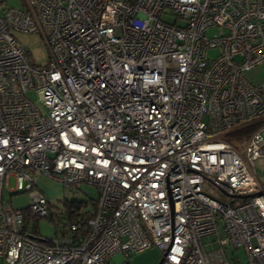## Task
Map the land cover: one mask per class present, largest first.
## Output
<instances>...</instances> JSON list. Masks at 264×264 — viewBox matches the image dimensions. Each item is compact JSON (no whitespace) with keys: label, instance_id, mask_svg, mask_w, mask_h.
<instances>
[{"label":"built area","instance_id":"2783aa9c","mask_svg":"<svg viewBox=\"0 0 264 264\" xmlns=\"http://www.w3.org/2000/svg\"><path fill=\"white\" fill-rule=\"evenodd\" d=\"M16 31L44 39L45 65L30 62ZM257 67L258 83L249 77ZM254 122L260 127L242 149L223 138ZM260 158L264 0H23L3 8L0 262L115 264L121 254L126 264L157 249L161 264H264ZM40 175L96 186L86 231L77 221L60 237L37 233L35 218L52 210L39 190L26 210L6 203L5 190L31 191ZM207 180L232 200L209 194Z\"/></svg>","mask_w":264,"mask_h":264},{"label":"rangeland","instance_id":"374dc122","mask_svg":"<svg viewBox=\"0 0 264 264\" xmlns=\"http://www.w3.org/2000/svg\"><path fill=\"white\" fill-rule=\"evenodd\" d=\"M6 6H22L21 0H0V16L3 14V8ZM211 33V31L209 32ZM213 33V32H212ZM16 39L25 47L26 54L33 64L45 65L47 63L48 53L44 39L35 33H24L20 31L14 32ZM218 51L214 50L210 52V56H215ZM263 68H255L249 77L256 83L262 79ZM28 96L38 105L39 103V94L36 90H29ZM236 129V128H234ZM224 138V136H223ZM234 143L236 147L242 149L244 143ZM256 171L259 182L264 185V158H260L256 161ZM10 188L13 189L16 186V180L14 177L10 179ZM207 192L212 196L218 198L224 203L230 202L232 199L225 195L220 189H218L211 181H206ZM35 190H39L44 193L52 205V210L57 216H65L69 213L68 204L72 202H89V205L86 206L92 208V201L98 198V190L96 186L88 183H78L75 185H68L61 183L57 180L49 178L45 175L38 176L36 180V187L31 191L18 192L11 195L10 191H4V198L6 203L13 208L23 209L29 207L31 203V194ZM66 222V221H65ZM38 226L40 233L43 237L53 238L60 237V231L62 224L59 226V229H56L55 224L50 221L49 218L43 217L38 221ZM33 227V225H31ZM67 228V227H65ZM207 239H205L206 241ZM138 254H144L145 257L141 260L136 259V255H133L126 264H135V261L141 262L140 264H157L161 259V253L157 249H152ZM137 254V255H138ZM136 259V260H135ZM126 260L125 256L118 254L111 259V263L123 264ZM144 260V261H143ZM143 261V262H142ZM0 264H7L0 262Z\"/></svg>","mask_w":264,"mask_h":264},{"label":"trees","instance_id":"16d2710c","mask_svg":"<svg viewBox=\"0 0 264 264\" xmlns=\"http://www.w3.org/2000/svg\"><path fill=\"white\" fill-rule=\"evenodd\" d=\"M22 4H23V0ZM260 127L259 123H249L246 124L244 126L238 127L228 133H226L224 135V139L231 142V143H236V142H244L246 141L258 128ZM96 204V200L92 201V206H94ZM89 205V202H72L70 205L68 204V210L69 213L67 214V217L65 216H57L53 210H51V214H50V221H52L55 226L56 229H59V226L62 224V228L60 233H66L68 232L67 229L65 227H67L68 225L72 224L73 222H81L83 223L82 227H81V231H86L87 230V226L84 223V221L89 217L90 215V210L89 207L86 208V206ZM27 208H23L22 210H26ZM40 219L39 218H35L34 222L35 224V228L34 230L37 233H40L39 230V226H38V221ZM66 221V222H65ZM41 234V233H40ZM128 263V261H127Z\"/></svg>","mask_w":264,"mask_h":264},{"label":"crops","instance_id":"0c3cea01","mask_svg":"<svg viewBox=\"0 0 264 264\" xmlns=\"http://www.w3.org/2000/svg\"><path fill=\"white\" fill-rule=\"evenodd\" d=\"M257 175H258V174H257ZM258 180H259V179H258ZM261 185H262V187H263V189H264V185H263V184H261ZM135 255H136V259L138 258V260H141L142 258L145 257L144 254H138V255L135 254ZM136 259H135V260H136ZM143 261H144V260H143ZM143 261H142V262H143ZM140 263H141V262H139V261H137V262L135 261V264H140ZM157 264H158V263H157Z\"/></svg>","mask_w":264,"mask_h":264},{"label":"water","instance_id":"95a60500","mask_svg":"<svg viewBox=\"0 0 264 264\" xmlns=\"http://www.w3.org/2000/svg\"><path fill=\"white\" fill-rule=\"evenodd\" d=\"M259 194L264 195V189H263V191L259 192ZM250 196H253V195H241V198L245 199V198H248ZM161 262H162V259L159 261L158 264H161Z\"/></svg>","mask_w":264,"mask_h":264}]
</instances>
